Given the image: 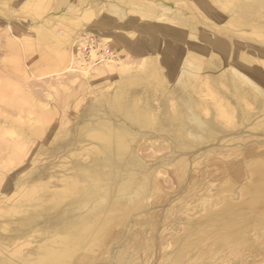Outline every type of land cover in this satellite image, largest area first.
Instances as JSON below:
<instances>
[{
  "label": "bare ground",
  "instance_id": "obj_1",
  "mask_svg": "<svg viewBox=\"0 0 264 264\" xmlns=\"http://www.w3.org/2000/svg\"><path fill=\"white\" fill-rule=\"evenodd\" d=\"M84 1H87L82 12L84 23L89 24L69 26L71 30H66V34L58 31L61 26L67 29L65 21L72 17L57 15V7L47 16L43 14L46 17L42 19L37 20L40 13L33 17L37 21L33 29L39 42L60 45L55 33L64 37L61 46L68 57L58 64L60 70L54 69L55 74H50L58 80L52 79V85L48 83L52 88H66L77 81L78 75L87 78L95 71V61L99 58L96 50L90 51L89 60L82 52L86 42L82 40L83 36L94 35L88 31L90 28L101 34L98 47H106L105 43L110 41L108 36L116 35L125 46L134 47L138 43V52H157L158 63L153 68L152 59L143 58V63L137 65L141 74L124 73L131 68L125 62L117 72L112 71L108 63L102 65L106 71L111 70L109 77L115 78L113 89L108 91V77L97 86L98 90H94L95 98L84 106V115L75 127L80 146L68 149L69 163L62 173L56 176L47 170L46 175L40 172L42 175L18 177L15 185L10 183L9 194L15 188L17 193H26L24 196L30 197L28 193L38 191V187L42 193L30 197L22 209L15 202L0 203V216L12 210H24L20 225L31 228L37 224L36 219H41L42 224L38 226L35 247L22 254L14 248L6 250L10 255L0 250V264H99L104 260L107 264L126 261L131 264L132 257L126 258L125 250L116 249L120 253L113 257V250L108 247L114 241L135 240L131 235L122 238L119 235L121 228L127 226L126 232L130 233L131 228L139 224V218L150 213L148 206L160 197L157 192L162 189L157 167H151L138 155V142L155 134L169 139L179 152L171 153L160 164L167 166L180 182L187 169V156L180 150L196 148L210 138L214 139L218 131L243 124L256 109L263 110L264 115V0H243L242 4H238L239 0H223L218 5L213 4L214 8L208 3L210 0H126L130 8L128 13L120 4L121 0ZM237 7L244 12L254 11L258 19L247 21L249 18L235 12ZM223 12L233 13L221 30L220 24L214 22L220 20ZM140 18L145 21L141 22ZM48 22L55 27L48 30L44 26ZM106 24H111L117 31L112 32ZM133 30L143 35L135 36L134 40L132 34L129 35ZM80 31L84 32L80 34ZM41 71L38 74L42 76ZM26 73L28 78L30 75L28 71ZM64 74H67L66 78H63ZM136 86L140 88H134ZM46 96L49 97V91ZM252 124L251 127L264 130V116ZM70 144L73 143L70 141ZM231 153L241 154L237 164L241 166L229 169L215 186L216 190L205 194L211 201L205 200L203 193L198 194L197 199L206 216L186 220L187 231L173 238L175 247L168 256L165 255L167 264H181L184 259L199 263L211 260L209 264H212L216 263L214 259L220 252L223 254L218 257L220 260L229 255L241 257L248 252L254 254L250 259L241 257L242 264L262 263V257L257 259L256 255L264 253V140L245 149L232 148ZM226 168L227 165L223 166ZM49 177H55L59 187L50 180L46 185L43 179ZM241 179L245 181L240 183ZM199 190L190 191V195L188 192L189 197L183 194L173 208L183 211L181 199L197 195ZM185 202L187 204L188 199ZM0 230H7L2 222ZM21 232L17 227L13 234L0 233V241L10 246ZM165 258H160L162 263Z\"/></svg>",
  "mask_w": 264,
  "mask_h": 264
},
{
  "label": "rangeland",
  "instance_id": "obj_2",
  "mask_svg": "<svg viewBox=\"0 0 264 264\" xmlns=\"http://www.w3.org/2000/svg\"><path fill=\"white\" fill-rule=\"evenodd\" d=\"M51 1H53L52 4H50ZM220 1L223 0H210L208 1V3H210V5H212L211 7L214 8L213 4L217 3L216 5H218ZM86 2L87 1L84 0H0V49L4 48V50L10 52L11 62H17L18 60H21L22 63L20 65V68H25L23 74L21 73V69L16 72H9L7 70L9 73L0 71V187L2 185V187L0 188V203L2 204H11L15 202L20 206V209H22L25 201H27L30 197H34L42 193L40 188L38 187V191L28 193L31 194L30 197L24 196V194L26 193H17L18 190H16L15 188H13V191L11 192V194H9L7 191L10 190L8 189L10 183H13L15 185L18 177L20 179V177H27V175H29V177H36L38 176V174L46 175L47 170L52 171L56 174V176H59L62 173L64 166L68 165L70 150H74L80 146V140H78L79 137L77 136L75 127L80 118L84 115V106L86 107L88 101L95 98L94 94L96 93H94V90L99 89V87L97 86L100 85V83L105 79L107 80L109 77V71L111 70L106 71L105 67L102 66L104 63H108V65L112 67V71L117 72V69L121 66V63L125 62L128 65H131V68L124 73L136 72L137 74L142 73L141 71H139L140 69L137 65L143 63V58L152 59L153 68L158 63L159 54L157 52H138V41L136 42L137 44H135L134 47L128 45L125 46L116 35L110 34L108 36L110 38V41L105 43V45L106 47L109 46L111 48L115 55L114 58H100V62H95V71H92L87 78H83L78 75L76 77L77 81L75 83L69 84L68 86H66V88H52L51 85L53 84V78L50 74H55L53 72L54 69L60 70V66H58V64L61 65L60 62L64 61V58L66 59L68 57L67 52L64 51L61 46L63 41L62 38L64 37L59 33H55L60 39H58L57 44L60 43V45L53 44L49 46V42H39L38 37L33 29V24H35L37 21L35 22L33 20V17L37 16L40 13V18H38L37 20L42 19L46 17L54 7H57V15L72 17L67 18L65 24H67L68 28L69 26L70 28H74L83 25V23L85 22L82 12L84 8L87 7ZM242 2L243 0H239L238 4H242ZM8 3L9 5H7ZM120 4L124 5L123 8L125 9L126 13L130 11L129 6L126 5V0H121ZM47 9L50 10L47 11ZM235 12H237L238 14L242 13L245 16V19L249 18L247 21H256L258 19L255 12L251 10H249L248 12H244L239 10V8L237 7V9L235 8ZM232 13L230 12L226 14L223 12L220 20L214 22V24L219 23L222 30L226 22L230 20ZM43 14H45L46 16ZM140 21L144 22L145 18H140ZM86 23L84 24H89L88 22ZM51 24V22L44 23V26L47 27V29L54 28L55 26ZM106 25L107 27L112 28V32L117 31L111 24ZM61 27L62 28L59 29L60 31L58 32L63 31L66 34V30H71L70 28L66 29V26ZM249 29L250 27L247 26L248 31ZM88 31L93 33L97 37L98 43L101 42V34H99V32L95 28H90ZM2 32H5V35L2 34ZM77 32L79 33V31ZM82 32L84 31H80V34ZM130 34H132L131 36L132 38H134V40L135 36L141 37L143 35L141 32H136L134 30L133 32L129 33V35ZM98 46L97 48H99ZM3 52V50H0L1 56L3 55ZM33 60L35 61V65L33 64ZM0 66L4 67V64H0ZM33 68L38 69L33 70ZM27 71L30 75L28 76V78L25 75L27 74ZM40 71L41 73H43L42 76L41 74H38L40 73ZM161 71H163V69H161ZM66 75L67 74H64L63 78H66ZM109 79L110 80L108 83L110 84V86L108 87V91H112L115 83V78L109 77ZM53 81L58 82V80L56 79H53ZM22 82H25L24 84L25 87L27 86V88L24 87V84ZM31 82L32 84L30 85L29 83ZM48 83H50L51 85H49ZM46 86H48V88ZM29 87H31L30 90H33V92L29 90ZM134 88L139 89L140 86H136ZM37 89L40 91L38 92ZM44 90H46V92L49 91V97L46 96V92ZM40 95L42 97H39ZM82 97L83 99H81ZM38 98H41V101H43L42 104ZM49 98L51 99L49 100ZM54 101L55 104L53 105ZM72 104L75 106H73ZM35 105L37 108L35 107ZM57 110L60 112V114ZM262 111L263 110L257 111L256 109L254 111L255 114H253L248 119V121L245 120L243 124H239L233 128H225V130L223 131H218L214 135V139L210 138L206 141V143L200 144L196 148L191 147L189 149L185 148L186 150H180L185 156H187V169L183 180H181L180 182H177L175 180V178L173 177L174 175L170 172V169L167 166L165 167L163 164H160V161L167 158L171 153L179 152V150L175 149L174 146H172V142L160 134H155L149 139L146 138L148 141L144 138H142V140L140 139L143 145L140 143V141L138 142V146L140 144L137 151L138 155L145 163H147L151 167H157V178L158 180H160L162 189L161 191L157 192L158 194H160V197L158 199H154L151 203L152 205L150 204L148 206L150 207L148 208V213H150L143 218H139V220L137 221L139 222V224L135 227H132L130 233L127 234L126 232L128 230L127 226L121 228L122 230H120V232L122 231V233H120L119 235H122V238H126L127 235H131L132 238H135V240H132V242H126L123 239L121 241L119 240V242H111L112 245L110 244V247L108 248L111 251L113 250V252H111L113 254V257L114 255L116 256L118 253H120L116 251V249H119L118 251L125 250L123 254L126 258L132 257L131 260H133L134 262L132 261L131 264H167L166 262H168V260L166 261L167 257L165 258V255L168 256V253L175 247L173 238L177 235L185 233V230L187 228V226L185 225L186 220L189 218H199L200 215L206 216L205 210L201 209V204H199V199H197L199 196L198 194L203 193V197L206 198L205 200L211 201L210 197L205 196V194L207 192L212 193L216 190L215 186H218V184H220V179L226 176L229 169L233 170L241 166V164L237 165L241 154L234 155V153H236L234 152L231 153V155L229 154L230 149H241L243 147L245 149L247 146H250L255 142L259 143L261 140H264V130L258 127H251L253 125L252 122L259 120L261 119V116H264L263 113H261ZM69 128L72 129V132H70L71 129L69 130ZM73 129H75V131ZM53 135L57 140L52 137ZM73 135H75L77 139H75ZM69 140L73 144H70ZM165 140L170 141V143L166 142ZM74 141L78 144H75ZM53 145H56L57 148H60L55 149L54 147L56 146ZM62 145L63 147H61ZM235 145L240 146L234 147ZM44 148L46 150H43ZM54 150L56 151L53 153L52 151ZM66 153L68 154V156L66 155ZM40 158L43 160H41ZM38 163L41 165H39ZM230 164H236V166L232 167L233 165L230 166ZM225 165H227V168L223 169V166ZM37 171H39V173ZM48 180L59 187V181H57L55 177L43 179L46 185ZM244 181V179H241L240 183ZM197 187L200 190L197 191V195L194 194V196H190V198L192 197V199L187 198L189 201L187 204H185V201L187 200L185 197L181 199L180 202L183 203V211L178 212L173 208V204L178 202L183 194L186 193L185 195L188 196V192L190 195V191L194 192L198 189ZM189 188H191V190ZM208 189L211 190L209 191ZM14 191L15 193H13ZM5 194L10 195V197H6ZM213 196L215 197V195ZM184 198L186 200H184ZM24 216V210L19 212H15L14 210H12L7 215L0 216V222H2L7 229L2 231L0 230L1 234H13V230L17 227L22 230V234L16 236L14 244L8 246L4 244V242L0 241V250H5L8 255H10V252L6 251L8 248H11L12 250L14 248L17 251L19 250L20 254H22L35 247V245L37 244V230L39 229L38 226L42 224V220L36 219L35 223L37 224L31 228H28L24 225L19 224L20 220ZM136 233L137 235H135ZM120 236L119 238H121ZM256 253L257 251L255 252V254ZM253 254L254 253L246 252L245 255H241V257L242 259H250ZM222 255L223 254L221 252L218 253L216 258L214 259L218 262L215 261L216 263L212 262V264H227L230 260V264H242L239 254V257L237 255H229L228 257H226V259L224 258L226 261L219 259L222 257ZM260 257H262V263L261 261H258L252 264H264L263 252L256 255L257 259ZM160 258H162V260L163 258H165L163 263ZM232 260L235 262H233ZM186 261L187 260L184 259V262H182L181 264H209L211 262V260L203 261L204 263H199L193 260H188L187 262ZM104 262L105 264H107L105 260L100 262L99 264H104ZM246 263L244 262L243 264ZM122 264L128 263L126 261Z\"/></svg>",
  "mask_w": 264,
  "mask_h": 264
},
{
  "label": "built area",
  "instance_id": "obj_3",
  "mask_svg": "<svg viewBox=\"0 0 264 264\" xmlns=\"http://www.w3.org/2000/svg\"><path fill=\"white\" fill-rule=\"evenodd\" d=\"M82 40L86 41L84 47L82 48V52L84 54L85 59L89 60V54L91 50H96V55L99 58L100 57L106 59L114 58L115 55L109 46L103 48L99 47L97 49L98 39L95 35L92 34L91 35L89 34L88 36L84 35ZM99 58L95 61L96 63L101 61V59Z\"/></svg>",
  "mask_w": 264,
  "mask_h": 264
},
{
  "label": "crops",
  "instance_id": "obj_4",
  "mask_svg": "<svg viewBox=\"0 0 264 264\" xmlns=\"http://www.w3.org/2000/svg\"><path fill=\"white\" fill-rule=\"evenodd\" d=\"M2 43V42H1ZM0 50H3V55L1 56L0 55V64H4V67L3 66H0V71H4L6 73H9V72H16L18 70H20V65H21V60H18L17 62H11L10 59V52L4 50V48H1ZM33 64L35 65V61L33 60ZM38 68H33V70H37ZM9 72H8V71ZM25 68L23 67L21 69V73L23 74Z\"/></svg>",
  "mask_w": 264,
  "mask_h": 264
}]
</instances>
